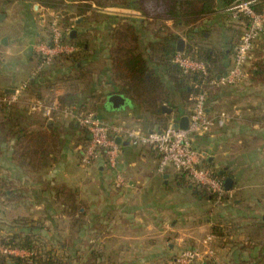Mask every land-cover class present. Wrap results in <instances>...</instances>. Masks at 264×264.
<instances>
[{
    "label": "crops",
    "instance_id": "obj_1",
    "mask_svg": "<svg viewBox=\"0 0 264 264\" xmlns=\"http://www.w3.org/2000/svg\"><path fill=\"white\" fill-rule=\"evenodd\" d=\"M21 3L24 4L23 7L27 5V3L25 5V1H21ZM84 3L78 0L74 1L73 7L78 11L72 17L76 21V28L74 29L76 34H81L84 23H103L106 27H110L109 23H117L118 26L133 23L144 42L156 39L151 30L148 31V34L145 32L144 17L136 7L112 4L97 7L93 4L92 11H95V17L91 20H84V17L90 16L91 13L90 10H84L86 15L80 14L81 4ZM7 5L9 4L6 2ZM41 5L43 6V4ZM8 14L7 12H0V47L6 54L1 58L5 64L0 66V94L5 92L8 93L7 95H11L14 92L11 90L19 86L15 83L25 68L18 64L16 57L10 59L9 53L19 43L25 44L28 35L25 36L24 33L19 32L18 36H21L15 41L12 39L11 36L18 32L16 31V23L9 19ZM226 14V12L220 11L207 17L206 23L201 28V30H205L203 31L204 37L209 35L208 29H220L219 36L224 43L232 42L234 34L230 37L228 30L242 29L238 23L243 22L229 17L231 14ZM228 17L229 21L233 23V25L226 24V27H231L230 29L223 26ZM34 24L36 23H31L30 27H33ZM165 24L171 32L180 33V37L184 38L187 43L185 31L190 25H183L182 22L176 25L172 20H167ZM117 25L113 24L111 28H115ZM35 35L39 37L41 32L36 31ZM239 38L237 37V39ZM110 41L107 40L103 46H109ZM227 51L230 50L227 49ZM108 60L111 62L109 58ZM259 61H264V33L255 45L253 58L248 64L247 70L252 68L255 75L257 67L254 66V63ZM110 64L106 67L107 69L104 68V75L99 81L104 86L105 91H109V93L113 91V85L107 83L108 72L106 73V71L111 67ZM108 96L107 102L102 106L108 114L107 117L111 119L107 121L125 123L129 126L140 127L145 131L157 129V124H153L155 116L148 111L145 112L147 114L139 113L140 105L138 106L127 98L124 107L114 109L108 102ZM208 107L213 117L225 111L227 113L226 121L223 126L215 125L211 133L195 136L193 139L194 146L202 149L207 145V157L204 159H207L210 168L217 172H230L229 177L233 179L234 185L231 190H227V193L230 196L236 195V198L233 199L234 203L240 204L241 201L242 204L247 205L263 203L264 82L254 79L252 75L248 74L243 83L237 86H225L215 91L209 98ZM125 110L127 113L123 115L121 112ZM164 112L170 116V123L188 115L177 117V113L173 109L171 113ZM42 119L47 121L43 117ZM63 121L67 124L70 122H67L66 119ZM71 132V134H63V137L66 138L63 150L52 166L41 174L25 173L21 165L12 159V146L4 144L0 149V179L6 181L7 186L11 187L7 188L8 195L0 196V200L5 197V204L18 205L22 202L26 206H43L45 213L48 214L43 217V221H40L45 227L43 235L47 237L51 235L60 240L64 238L63 232L67 228L60 229L57 224L51 228L46 223L54 220L53 207L61 213L63 218L66 217L69 222L71 221V218L62 211L61 206L55 201V197L49 189V186L53 184L65 183L78 191L79 199L84 204L82 210L85 211L83 226L75 227L73 230L70 226V235L74 238L72 251L82 248L81 238L84 234L96 237L105 235V238L108 237V242L104 240L106 244L105 242L100 244V251L103 253L100 262H109V264H159L167 254H174L178 250L180 252L183 248L197 249L204 253L213 252L212 256L205 255L198 264H264V249L261 245L245 246L246 243L226 242L222 237L210 232L213 223L209 218L205 222H195L194 226L187 228L185 232H181L180 225L186 226L188 224L184 218L185 209L188 206L183 201L178 204L173 203V196L175 195L173 186H176V181L173 179L172 185L169 179L176 171L168 167L165 172H159V157L155 151L148 147H134L123 141L121 142L122 153L117 171L110 169L102 157L98 158L88 168H83L79 164L81 133L79 131ZM69 143L74 144L71 149H67ZM72 162L74 165H71ZM70 165L79 167L77 175L81 177L80 180L74 179L77 175L70 172ZM202 165L206 166L203 162ZM55 169L58 175L56 173L53 180L42 181L48 172ZM117 173L123 175L124 183L116 184ZM96 174L97 178L87 183L85 179L96 176ZM36 176H39V179ZM160 177L163 181L160 180ZM91 188L94 189L93 192L90 190ZM12 189H15L19 196H12ZM179 194L185 196L186 189L179 188ZM170 215L175 216V220L169 224L166 218ZM22 217L34 219V217L25 215L3 221L11 224L13 220ZM4 228L5 226L0 225L1 234L3 232L5 234L11 233L3 230ZM169 235H177L181 242H177V245L167 243ZM92 240L99 241L95 238ZM106 257H108L107 260H105Z\"/></svg>",
    "mask_w": 264,
    "mask_h": 264
},
{
    "label": "trees",
    "instance_id": "obj_2",
    "mask_svg": "<svg viewBox=\"0 0 264 264\" xmlns=\"http://www.w3.org/2000/svg\"><path fill=\"white\" fill-rule=\"evenodd\" d=\"M78 1L85 2L81 4L80 14L86 15L84 10H90L92 14L90 16L86 15L84 20H91L95 17V11H92L93 4L97 7L109 4L132 6L136 7L143 15L144 29L151 30L156 38L152 41L144 42L133 23L118 26L117 29L112 30L114 32L113 41L109 44L111 67L106 73L108 72L107 83L113 85V91L106 93L105 102H107L109 94L117 93L138 106L142 104L149 105L148 112L155 116L153 124H157V129L171 124L170 116L165 114L162 109L163 104L176 111L177 117L188 114L197 93L202 88L207 87L211 78L222 74L229 67L230 47V51H217L213 47L198 43L195 36L200 35L204 38L201 28L206 23L207 17L220 11L230 15L229 9L236 0ZM41 3L50 9H55L58 6V3L54 0H43ZM134 3H136V6H134ZM254 8L258 12H264V0L258 1ZM229 17L233 18L232 15ZM167 20H172L176 25L181 22L183 25H190L185 31L187 43L184 53L193 58L204 60L208 65L207 76L198 71L184 72L178 64L173 62L174 56L178 53L177 42L181 34L171 32L165 24ZM237 21L243 22L241 23L242 29H235L237 31L236 35L241 37L250 21L243 15ZM62 25L68 31L65 34V40L73 43L77 47V51L70 54L56 55L49 71L54 73L71 63L81 70L79 78H84L87 73L83 65L85 62H89V56H91L88 50V40L82 38L84 36L82 34H76L74 38L70 36V30L76 28V21L72 20L70 16H64ZM230 42L227 43L228 46ZM254 66L257 67V73L254 75L251 68L248 74L252 75L254 79L264 82V61L255 62ZM44 73L43 70L35 78L27 79L26 90L16 101H4L3 97L8 93L2 92L0 94V149L4 144L12 146V159L21 165L25 173L32 175L43 173L56 161L66 143L63 134L79 131L81 133L80 144L83 147H86L89 141L87 131L75 122L70 121L67 124L56 114L53 120L45 121L42 119L41 114L29 110L30 100L41 97L40 94H34V90L47 81L43 77ZM50 75H47L46 78ZM217 90L209 91V98ZM90 92H95V89H91ZM57 98L61 103L77 104L81 109L87 110L84 104L79 102L82 100L81 97L77 99V97L70 94L65 99ZM176 98L179 99V103L176 102ZM203 163L206 164L205 167L211 170L214 177L223 180L224 183L226 178L231 175L229 171L217 172L215 169L210 168L206 159ZM174 179L178 188L191 190L199 199L218 200L216 192L207 186L193 182L185 171H176ZM7 188L11 187L7 186L6 181L0 179V196L8 195ZM49 189L53 193L55 201L61 206L62 211L71 218V229L83 226L85 211L82 210L84 204L79 199L78 191L65 183L53 184L49 186ZM16 193V190L12 189V196H19ZM221 199L228 201V193L224 194ZM261 220L260 226L263 230L264 217ZM11 224V233L5 235L0 233V245L4 248L24 250L27 254H8L0 251V264H75V262L98 264L103 256L100 251L101 245L97 241L94 245H88V250H83L80 253L79 250L72 251L74 238L71 235L61 240L56 239L54 236L51 237L50 241L46 240L42 233L45 227L40 221L22 217L13 220ZM225 228L214 223L211 232L218 237H223L227 235L224 234ZM95 239L99 240L98 236H95ZM252 243L249 240L244 245L253 246ZM260 245L264 249V243ZM168 260L159 264H166Z\"/></svg>",
    "mask_w": 264,
    "mask_h": 264
},
{
    "label": "built area",
    "instance_id": "obj_3",
    "mask_svg": "<svg viewBox=\"0 0 264 264\" xmlns=\"http://www.w3.org/2000/svg\"><path fill=\"white\" fill-rule=\"evenodd\" d=\"M260 0H236L229 9L232 17L237 20L240 16L249 19V25L236 43L232 61L229 67L220 75L209 80L207 87L202 88L193 99L188 113V126L181 128L177 123H171L161 129L143 130L140 127L129 126L125 123L109 122L95 112L84 110L77 104L61 103L55 97H44L30 100L28 108L33 113H39L50 121L56 114L59 118L65 117L73 121L88 133V145L79 148V164L88 168L98 158H104L106 165L117 171L122 153L118 138L128 142L134 147H148L155 151L159 157L158 170L164 172L168 167L176 171H185L193 182L207 186L218 194V200L227 193L223 180L214 177L211 170L202 165L205 152L193 144L197 135L211 133L213 127L223 126L227 113L222 111L213 117L209 112V91L225 86H237L247 78V66L253 58V51L257 40L264 32V12H258L254 5ZM68 33L62 25V18L55 15L50 22L47 39L38 41L34 46L36 55L35 66L31 79L38 76L44 69L52 65L53 59L59 54H70L77 51V47L65 40ZM173 62L178 64L184 72L198 71L208 75V65L204 60L196 59L185 53L178 52ZM27 81L14 89L11 95L3 97L4 101L13 102L22 96L26 90ZM125 182L122 174H116V184ZM0 251L8 254H21L24 250L4 248ZM212 256L213 252H201L197 249H185L174 255L166 264H195L205 257Z\"/></svg>",
    "mask_w": 264,
    "mask_h": 264
},
{
    "label": "rangeland",
    "instance_id": "obj_4",
    "mask_svg": "<svg viewBox=\"0 0 264 264\" xmlns=\"http://www.w3.org/2000/svg\"><path fill=\"white\" fill-rule=\"evenodd\" d=\"M21 1H25V5L26 3L27 5L23 7L24 4L21 3ZM54 1L58 3V6L55 9H50L47 8L45 4L43 6L41 5L42 4L41 2H43V0H0V12L2 11V12H7V14L9 13L8 14L9 19H11L16 23V31L18 33L15 34L16 36L15 35L11 36L12 39L14 41L17 40L21 36V35L18 36L19 32L24 33L25 36L28 35L25 44L19 43L20 45L19 44L18 46L16 45L14 50L9 53L10 59L16 57L15 59L16 61L19 62L18 64H21L25 68V71L22 74H20V77L15 83L17 85H20L21 83H23L24 81H26L31 77V73L33 70L32 68H34L36 62L34 46L36 42L47 39L49 35V27H50L51 19L55 15H59L62 18V21L64 19V16L67 17L70 16L72 19V17H74L78 12L77 9L73 7L75 0H54ZM6 2L9 5L6 6ZM89 15L92 14L90 13ZM31 23H36V24H34L33 27H30ZM40 23L42 24L40 25ZM84 24L85 25L81 30L82 31L81 34L84 35L82 36V38L88 40L87 41L89 46L88 50H89V55H91L89 56V62H85L83 65L85 67V72L87 73V75L84 78H79L81 70L73 66L71 63H68L66 67H63L61 70H57L54 73H52L53 71L52 72L49 71L51 69L50 68L51 66H49L46 69H44L45 73L43 75V77H45L47 81H45V83L43 82L44 85L39 86L38 89L34 90V94L36 93L40 94V96L47 99H51L55 97H59L60 99H65V97H67V95L70 94L77 97V99L81 97L82 102L81 101L79 102L83 103L87 110L97 113L100 117L104 118L105 120H111L110 118L107 117L108 114L107 112H105L104 108L102 107L105 103L106 93H109V91L105 92L104 86L102 85L101 82L99 83V81L100 78H102V76L104 75L103 74L104 68L107 69L106 67H108L109 64L111 63L108 60L110 45L105 47L103 46V43L107 42V40L109 41L111 40L110 43L113 41L114 32L112 30L117 29L118 25L117 23H109L110 27H106V25H103V23H84ZM113 24H116L117 26L115 28H111ZM226 24L233 25V23L229 21V18L227 19V22L223 24V26L226 27ZM238 25L242 26L241 23L240 24L238 23ZM226 28L230 29L231 27H226ZM235 29L236 28H233V31L228 30V33L230 32L229 34L230 37L232 34H234V39L232 40L229 46L228 44L224 43L223 39H221V37L219 36L220 35L219 31H221L220 29H216V30L208 29L209 35L204 38L201 37L200 35H196L195 37L197 38L196 40L198 41V43L201 44L203 43L208 47H213L217 51L227 50L230 47L231 48L230 63H231L234 47L239 40L237 39L238 36L236 35L237 31ZM36 31L41 32V35L39 37H36L35 35ZM145 32H147L148 34V31L146 29ZM224 32L226 31L224 30ZM149 34L151 35L150 32ZM259 39L257 40V42L259 41ZM3 51H4L3 48L0 47V66L5 64V63L3 64V62L1 61V58L4 57V55L6 56V54H4ZM49 74H51L49 76L50 78L52 77L51 79L49 77L46 78V76ZM91 89H95V92H90ZM60 90H62L63 93H61L62 91ZM83 96H85L84 99ZM176 102L179 103L178 98H176ZM140 106L141 109L138 112L142 114H147L145 112L148 111L149 105L142 104ZM121 113L124 115L127 113V111L125 110L124 112ZM62 118L63 120L66 119L63 116ZM67 122L69 121L67 120ZM73 146L74 144L71 145V143H69L67 145V149H71V147ZM201 150L205 152V157H207V145H205L204 148H202ZM96 161H94L92 164H94ZM73 162L71 163V165H74ZM71 165L69 169L70 172L73 175H77L79 173V167L78 166L73 167ZM56 173H57L56 169L52 170L51 172H48L45 175V178L42 179V181L49 182V180H53ZM36 178L39 179V176H36ZM80 178L81 177H78L77 175L75 176L74 179L80 180ZM94 178L95 179L97 178V174L96 176L94 175L93 177L86 178L85 180H87V183H89ZM173 179H174V174H172V177L169 179L170 180L169 182L172 183ZM160 180H162L161 177ZM173 189L175 190V195L173 196L174 197L173 203L176 202L178 204L183 201L188 206L185 209L186 214L184 217L188 224L186 226L180 225V229L182 230L181 232H185L187 228H191L192 226H194L195 222H201V221L205 222V220L209 218L212 220L213 223L211 225H214V223H216L218 225H221L223 228L226 227L224 234L227 235L223 236L222 238L225 239L226 242L228 243L232 242L233 244H238V243L244 244L247 243V241L249 240L253 242L252 243L253 245L256 244L260 245L264 243L263 242L264 228L262 230L261 228L262 226H260L262 221L261 219L264 217V197H263V203L261 204L247 205V204H242V201L241 203L239 202L240 204L234 203L233 199L236 198L235 194H232L231 196L228 194L229 195L228 201H225L224 199H220L216 201H207L206 199L196 198L191 190H186L185 196H182L179 194L178 187L174 185ZM90 190L92 192L94 191V189L92 188ZM5 199L6 198L4 197L3 200H0V225L2 227L5 226L6 228V229L4 228L3 230L12 231L10 229L12 227V224L6 223L3 220L9 221L13 217L27 215L34 217V219H37V221H43V217L48 215L47 213H45L43 206L38 207L34 205L33 206L28 205L30 206L28 207L26 205H23L22 202L21 204L18 205L12 203L5 204L6 202ZM53 209L55 210L54 207ZM54 210L52 212L54 220L45 223L49 225L51 228H53L56 224L57 227H60V229L67 228V230L63 232V235L64 237L70 236L71 232H70L69 219H67L66 217L63 218L58 210L55 211ZM166 219L170 224L175 220V216L170 215ZM3 235H5L4 232ZM43 236L46 238V240L49 241L51 240L52 237L51 235L49 237L45 235ZM104 236L105 235L98 237L99 241H97V243L101 244L107 241L108 237L105 238L106 236L105 237ZM82 238H83V242H82ZM82 238H81L82 248L80 247L79 250L80 253L83 250H88L89 247L87 246L91 244L94 245V243L96 242L95 240H92L95 238L94 235L84 234L82 235ZM179 238L180 237H178L177 235L175 236L169 235L168 241L166 242L172 244L173 243L176 244L177 242L180 243L181 240H178ZM53 243L55 242L53 241ZM178 252L179 250L174 252V254L171 253L167 254L166 257L161 259L162 263L168 260L173 255L177 254ZM25 254H27L26 251L21 253V255H25ZM107 258L108 257H106L105 260H107ZM75 264H81V263L75 262ZM98 264H109V262L108 263L99 262ZM196 264H198V262Z\"/></svg>",
    "mask_w": 264,
    "mask_h": 264
},
{
    "label": "water",
    "instance_id": "obj_5",
    "mask_svg": "<svg viewBox=\"0 0 264 264\" xmlns=\"http://www.w3.org/2000/svg\"><path fill=\"white\" fill-rule=\"evenodd\" d=\"M36 7H37V5H36ZM0 17H1V15H0ZM70 36L72 38H74L76 36V30H71L70 31ZM185 48H186L185 39L180 37L178 39V42H177V51L180 52V53H183L185 51ZM11 91H14V90H11ZM108 102L112 105V107L114 109H119V108H122V107H124L126 105L127 98L122 96V95H120V94L114 93V94H110L108 96ZM162 109L164 111H166V112H169V113L172 112V109L167 107L166 105H162ZM188 122H189V119H188L187 115L181 117L180 119H175L174 120V123L179 124V126L181 128H187ZM117 141L119 143H121L122 139L118 138ZM233 185H234L233 179L231 177L226 178V180H225V188H226V190H231L233 188Z\"/></svg>",
    "mask_w": 264,
    "mask_h": 264
}]
</instances>
